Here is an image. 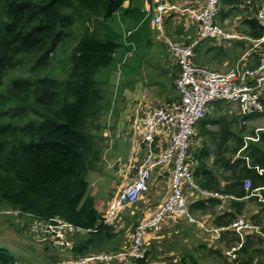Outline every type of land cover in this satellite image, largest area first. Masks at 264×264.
<instances>
[{"label": "trees", "instance_id": "trees-1", "mask_svg": "<svg viewBox=\"0 0 264 264\" xmlns=\"http://www.w3.org/2000/svg\"><path fill=\"white\" fill-rule=\"evenodd\" d=\"M141 3L0 0V210L9 209L27 219L25 227L34 218L59 217L83 230L74 238L70 255L75 258L118 252L122 246L117 236L121 230L101 222L102 210L88 193L86 177L101 169L109 144L101 122L111 107L110 77L122 71L123 85L128 74L138 71L146 46L152 44L154 30L150 18L145 19L140 11ZM119 12L120 17L136 15V21L124 31L116 25ZM237 15L243 16L240 33L244 39L230 47L212 39L201 41L190 59L194 65L218 66L224 58L231 57L232 62L243 55L240 65H257L264 41L253 47L251 40L264 37V30L255 17V5L250 7L245 0H219L216 23ZM170 17L165 27L171 35ZM128 31L131 34L126 36ZM181 33L182 25H178L173 36ZM68 46L67 66L57 73L51 71L60 48ZM219 56L222 59L215 60ZM19 69L22 74L2 88L4 78ZM179 72L174 66L167 81L157 82L167 102L179 100L175 94ZM161 73L168 74L165 69ZM230 105L212 102L195 125L188 145L196 186L189 191L197 197L189 204L187 201L188 212L193 217L209 214L210 225L223 231L208 249L203 243L192 253L184 251L177 264H201L207 258L217 264H253L262 253L264 202L249 193L258 189L264 199V131L257 133L256 141H245L244 137L254 138L255 131L242 122L253 116L228 115ZM246 180L249 190L243 186ZM243 199L254 201L258 208L249 221L259 227L260 235L245 233L242 246L231 259L221 245L229 250L239 243L231 226L242 215L245 203L239 200ZM223 200L228 211L219 210ZM135 210V205L126 208L120 217L129 234L144 216ZM194 252L200 255L195 257ZM60 258L48 257L50 264ZM151 259V251L146 250L145 259L133 264H149ZM0 264L20 262L0 249Z\"/></svg>", "mask_w": 264, "mask_h": 264}, {"label": "built area", "instance_id": "built-area-1", "mask_svg": "<svg viewBox=\"0 0 264 264\" xmlns=\"http://www.w3.org/2000/svg\"><path fill=\"white\" fill-rule=\"evenodd\" d=\"M146 1L150 5L149 16L146 15L151 20L152 28L180 69L176 80L179 100L161 107L142 109L134 116L136 126L133 129V139L136 137L132 139L126 163L121 167L117 164L121 182L105 213L101 215V222L116 227L122 210L132 206L148 193L154 171L171 165L169 193L162 205L139 220L131 241L124 243L118 252L74 258L70 255L74 238L84 233L83 230L59 217L30 220L26 227L28 234L46 242L50 249L67 255V259L55 264H133L134 260L145 259L146 236L161 231L168 217L186 218L188 222L204 230L211 240L219 239L220 229L208 227L204 220H195L187 209L184 187L187 185L196 189L190 170L192 164L189 163V139L194 132V126L203 119L212 102L221 101L237 106L238 115L241 117L264 114V53L254 68H248L238 62L225 72L196 66L190 60L194 47L201 41L212 39L219 44L223 41L229 43L230 40L244 39L239 34L223 31L215 23L219 0H194L192 8L181 5L176 0ZM246 4L250 7L255 5V17L264 30V0H247ZM169 16H172L170 18L173 25L180 24L186 30H193L194 34L181 33L177 40L172 39L165 27V20ZM130 34L131 31H128L126 36ZM263 41L264 37L251 40L254 47ZM245 123L246 121L242 122ZM262 130L264 129H255L256 138L244 137V140L256 141L257 131ZM243 186L246 190L251 187L248 180L244 181ZM249 196L264 201L258 189L250 191ZM232 227L239 237V243L224 254L235 259V252L242 246L245 233L251 231L260 235V230L243 217L237 218ZM149 264L160 263L153 260L149 261Z\"/></svg>", "mask_w": 264, "mask_h": 264}, {"label": "rangeland", "instance_id": "rangeland-1", "mask_svg": "<svg viewBox=\"0 0 264 264\" xmlns=\"http://www.w3.org/2000/svg\"><path fill=\"white\" fill-rule=\"evenodd\" d=\"M140 11H142L141 8ZM147 17L148 16L145 14V19ZM242 17L243 16L241 15L229 16L223 22H217V24L223 31L227 33L242 35L240 33V31L243 30V27L241 26ZM115 20L118 30L124 31L125 28H129L133 24V22L136 21V15H132L130 17H120L119 12L115 17ZM172 22L171 26H173ZM178 25L180 24L174 23V28H176ZM236 41L237 40H230L229 43L227 41H223L221 42V45L223 44L227 47H230L233 46ZM69 51V46L60 48L55 62L52 65L51 71L57 73L67 66V54L69 53ZM225 51L229 52V49H225ZM212 54L213 52L210 55ZM169 55L173 57L171 54ZM169 55L166 51V48L161 43V40L153 31L152 44L146 47L144 59L141 60L138 71L128 74L126 79L124 80L123 85H120L121 81L123 80L122 71L117 70V72L112 74V76L110 77V86L108 88L112 91L111 107L109 112L105 115L103 121L101 122V131L104 137H108L107 140L109 141V144L107 151L104 154V162L101 169L89 172L86 177V180L89 183L88 193L94 196L97 208L102 202H104L105 199L114 196L115 192L118 189V186L120 185L121 175L115 172L116 170L114 167V162L119 161L121 162L122 166L126 163L130 147V140L128 139H130L129 137L131 133L133 134L132 129H134V127L136 126L134 118V116L136 115L135 110L137 112L140 109L142 110L147 108H156L163 106L162 104L165 105V96H161V94L159 93L162 91V88L159 85L157 86V82L164 83L167 80V78L161 73V71L165 69L169 60ZM221 59L222 57L219 56L215 60ZM231 60V57H227L221 60V62L219 63L221 65H213V67H210L211 65L202 66L213 68L214 70L219 72H225L229 68H232L238 62L237 60L230 62ZM21 74L22 72L20 69L11 71L9 75L4 78L2 88L9 86L13 82V80H15L13 78L18 77ZM104 76H106V74H104ZM119 88L121 90L120 93ZM175 94L177 96L178 92H176ZM172 102H175L174 99L170 101V104ZM229 111L230 112L228 115L235 114V116L238 117L236 115L237 106L230 105ZM130 114L131 117L128 116ZM253 117L254 119H251V121H254H252L250 124L254 126H260V128L264 129V114ZM129 120H131V122ZM249 121L250 120H247L245 125L247 126V129L250 130L253 128L252 126H248ZM120 123L122 124L121 126L119 125ZM130 127L132 129L129 131ZM257 132L259 133V131ZM141 199H139L133 205H138ZM164 200L159 205H162ZM125 209L122 210L118 217L119 219H117L116 221L118 230H121V233L117 234V236L120 237L118 239H120V241L122 242H120L122 246L125 242L129 243L132 236V234H129V230L126 228L125 224H120V217ZM201 217L202 216L193 218L197 221H203V218ZM167 219L171 220L170 217H168ZM26 220L27 219L23 218L22 216L16 215L9 209L0 210V249L8 251L20 262V264H50L48 259V257L50 256H60L61 258L59 259V261L67 259V255L63 253L60 254L58 251L50 249L47 246L46 242L39 241L32 235L28 234L24 225L25 223H27ZM166 226V223H164L161 231L152 233V235L157 238V236L162 234L163 231H165V233H169L168 231L177 230L178 232L173 233L170 237H168L167 240L165 238L160 242V244L156 245L155 248L158 249H153V251H151L152 259L150 261L154 260L161 264H177V261L181 258L184 251L188 250L190 253H192L193 249L197 248L199 244L203 243L207 245V249L210 247V241L205 231L197 227V225H195L194 223L188 222L186 218L175 220L174 226L170 227L171 229L168 228L165 230L164 227ZM184 230L186 232H183ZM261 237L264 241V234ZM260 249L262 250V253L257 259L254 260L253 264H264V242ZM152 252L154 254H152ZM201 252L206 254L207 251L202 249ZM103 253L109 252L105 251ZM199 255V252H194L195 257ZM201 264L217 263L211 260V258H207V261Z\"/></svg>", "mask_w": 264, "mask_h": 264}, {"label": "crops", "instance_id": "crops-1", "mask_svg": "<svg viewBox=\"0 0 264 264\" xmlns=\"http://www.w3.org/2000/svg\"><path fill=\"white\" fill-rule=\"evenodd\" d=\"M193 1L194 0H176V2H178V3H181V5H185V6H187V7H194V6H192L193 5ZM141 10L145 13V14H147L148 15V12H149V4L147 3V1L146 0H141ZM149 16V15H148ZM177 18V17H176ZM181 18H184V17H180V19ZM179 19V18H178ZM152 25V24H151ZM186 28H188L187 26H186ZM170 33H171V37H172V39H174V40H177L178 39V36H177V38H175L174 36H173V34L175 33V28H174V25H173V29L170 31ZM182 33H186V35H193L194 33H193V30H190V29H185V28H183L182 27ZM148 46V45H147ZM146 46V47H147ZM167 51V50H166ZM167 53H168V51H167ZM168 55H169V53H168ZM243 59H244V55L243 56H241L237 61L238 62H242L243 61ZM237 62V63H238ZM241 64V63H240ZM174 66H177V64L175 63V59L173 58V57H171L170 55H169V60H168V62H167V65H166V67H165V70H167V75L164 73H162L166 78H167V80H168V78H170V74H171V69L172 68H174ZM203 67V66H202ZM210 67H213V66H210ZM210 67H206V68H210ZM212 69V68H211ZM214 70V69H213ZM178 77V76H177ZM166 80V81H167ZM160 87L162 88V85H160ZM163 92V90L161 91V92H159L160 94ZM144 93V92H143ZM164 93V92H163ZM165 95V94H164ZM161 96H163V94H161ZM173 103V102H172ZM263 103H264V100H263ZM170 104V102H167L166 100H165V105H169ZM163 106H165L164 104H162ZM149 109V108H148ZM135 110V109H134ZM141 110V109H140ZM140 110L139 111H137L136 112V110H135V114H137L138 112H140ZM129 117H131V114L130 115H128ZM127 117V116H126ZM252 119H254V117L252 118ZM130 122H131V120H129ZM252 121H254V120H252ZM251 120L248 122V126H252V128L254 129V131H255V129H257V128H260V126H257V125H252V124H250L251 122H252ZM120 126L122 125L121 123L119 124ZM210 127V129H214V127L213 126H209ZM125 129V128H124ZM132 128L130 127V129H129V131L131 130ZM133 130V129H132ZM194 133V132H193ZM133 134L131 133V135H130V139H128V140H130L129 141V143H130V147H129V154H130V150H131V147H132V142H133V140L135 139V137H134V139H133ZM133 139V140H132ZM196 143H199L198 142V140H197V142ZM107 151V150H106ZM129 154H128V156H127V159H128V157H129ZM127 161V160H126ZM117 164H119L120 166L119 167H121V162H119V161H117V162H114V167H115V172H117V173H119L118 172V170H119V167L117 166ZM171 172H172V166L171 165H169L168 167H163L162 169H157V170H155L154 171V173H153V175H152V178H151V181H150V185H149V191H148V193L147 194H145L144 196H143V198L140 200V202H139V204L138 205H135L136 206V213H140V215H147V213L148 212H150L151 210H153V209H155L156 207H158L159 206V204L167 197V195H168V193H169V179H170V174H171ZM224 175L226 176V175H228V173H224ZM169 187V188H168ZM189 187H187V185L184 187V192L186 193V196H187V201H188V204L189 203H191L192 202V200H194L195 198H197V197H195V194H193L192 192H190L189 191ZM258 193L260 194V196H261V193L259 192V190H258ZM262 197V196H261ZM113 198V196H111V197H108L107 199H105L104 200V202H102L101 204H100V209L102 210V215L105 213V211H106V209H107V207H108V204H109V202L111 201V199ZM239 201H243L244 203H245V206H244V210H243V212H242V215L240 216V217H243L247 222H249L250 223V221H249V218L251 217V216H253V215H255L257 212H258V208L255 206V202L254 201H248L247 199H243V200H239ZM259 201V200H258ZM260 202H264V201H260ZM226 206H227V203H226V201H224L223 200V206H221V207H219V210H225V211H228L229 209H227L226 208ZM137 214V215H138ZM201 218H203V220H204V222L207 224V225H209L208 227H213V226H211L210 225V220H211V217H210V215L209 214H206V215H202V217ZM239 218V217H238ZM175 220H179V218L178 219H172L171 218V220H169V219H166V221H165V223H166V227H164L165 228V230L166 229H171L170 227H173L174 226V223H175ZM121 223H123V222H121V220H120V224ZM185 224V223H184ZM187 224V223H186ZM250 224H252V223H250ZM262 224H264V221H263V223ZM188 225V224H187ZM233 225V224H232ZM253 225V224H252ZM258 227V226H257ZM214 228V227H213ZM259 228V227H258ZM217 229H220L221 231H220V234H221V232L223 231V229L222 228H217ZM231 229H233L234 230V228L231 226ZM235 231V230H234ZM169 233H165V231H163V233L162 234H160L159 236H157V238L156 237H154V235H152V234H148L147 236H146V244H145V249L147 250V251H153V249H158V248H155L156 247V245H158V244H160V242L163 240V239H165L166 238V240L168 239V237H170L173 233H177L178 231L177 230H173V231H168ZM183 232H186L185 230L183 231ZM169 234V235H168ZM207 234V233H206ZM207 237H208V235H207ZM161 238V239H160ZM219 238H220V236H219ZM208 239H209V241H210V243H214V242H216L217 240H211L209 237H208ZM131 241V240H130ZM125 243H128V242H125ZM221 248H222V250H223V252H225V250L226 249H224V247H222V245H221ZM161 250V249H160Z\"/></svg>", "mask_w": 264, "mask_h": 264}, {"label": "bare ground", "instance_id": "bare-ground-1", "mask_svg": "<svg viewBox=\"0 0 264 264\" xmlns=\"http://www.w3.org/2000/svg\"><path fill=\"white\" fill-rule=\"evenodd\" d=\"M206 196V195H205ZM216 197V196H215ZM134 231V230H133ZM55 252V251H54ZM56 253V252H55ZM61 254V253H60ZM84 256V255H83ZM75 258V257H74Z\"/></svg>", "mask_w": 264, "mask_h": 264}]
</instances>
